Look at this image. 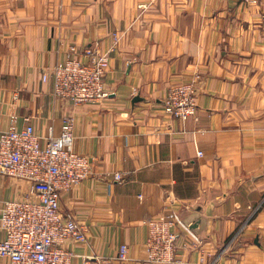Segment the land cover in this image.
Returning <instances> with one entry per match:
<instances>
[{
    "label": "crops",
    "instance_id": "1",
    "mask_svg": "<svg viewBox=\"0 0 264 264\" xmlns=\"http://www.w3.org/2000/svg\"><path fill=\"white\" fill-rule=\"evenodd\" d=\"M88 47L109 52L112 94L75 105L44 74ZM196 75L197 116H171L169 88ZM67 115L93 159L60 199L88 228L72 264H152L146 221L173 211L199 237L173 264H264V0H0V130L59 135ZM29 186L0 177L4 198Z\"/></svg>",
    "mask_w": 264,
    "mask_h": 264
},
{
    "label": "built area",
    "instance_id": "2",
    "mask_svg": "<svg viewBox=\"0 0 264 264\" xmlns=\"http://www.w3.org/2000/svg\"><path fill=\"white\" fill-rule=\"evenodd\" d=\"M115 39L117 42L119 38ZM109 67V52L100 53L88 47L81 56L53 66L44 79L51 74L54 95L80 105L101 101L112 94L105 86ZM198 79L200 75L169 88L163 100L168 114L181 120L197 116ZM73 126L72 115H67L59 135H54L52 128L47 137L39 135L30 122L19 128L15 118L8 129L0 130V177L30 184L22 199L4 198L0 190V228L4 234L0 239V257L8 258L10 264H72L74 253L65 244L70 238L87 239V226L74 216L64 215L60 203L62 193L82 183L92 168V157L75 147ZM115 178L120 175L117 173ZM146 224L145 260L152 264L177 262L182 232L199 242L178 212L149 219ZM128 254L129 246L124 243L118 259L128 260ZM83 264L92 261L86 258Z\"/></svg>",
    "mask_w": 264,
    "mask_h": 264
}]
</instances>
